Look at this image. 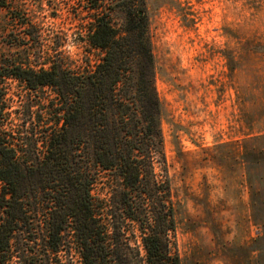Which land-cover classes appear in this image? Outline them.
<instances>
[{
	"label": "rangeland",
	"instance_id": "374dc122",
	"mask_svg": "<svg viewBox=\"0 0 264 264\" xmlns=\"http://www.w3.org/2000/svg\"><path fill=\"white\" fill-rule=\"evenodd\" d=\"M145 1L162 108L164 157L154 170L163 202L173 204L171 245L182 264H264V0ZM91 12L88 0H6L0 66L56 59L92 69L102 54L86 41ZM122 18L111 11L113 24ZM5 91L7 130L31 150L57 119L54 91L15 78L5 79ZM97 171L93 195L121 207L119 179ZM65 237L64 262L82 264Z\"/></svg>",
	"mask_w": 264,
	"mask_h": 264
},
{
	"label": "trees",
	"instance_id": "16d2710c",
	"mask_svg": "<svg viewBox=\"0 0 264 264\" xmlns=\"http://www.w3.org/2000/svg\"><path fill=\"white\" fill-rule=\"evenodd\" d=\"M88 2L86 41L102 54L92 69L56 59L48 67L0 66V264H66L68 234L82 264H182L169 236L173 204L163 202L154 170L164 157L162 108L146 1ZM113 10L123 14L118 26ZM6 78L54 91L57 119L31 150L7 130ZM98 168L119 179L121 207L93 195Z\"/></svg>",
	"mask_w": 264,
	"mask_h": 264
}]
</instances>
